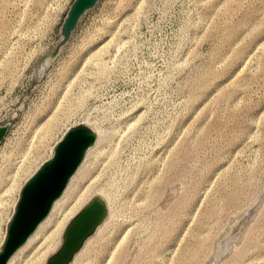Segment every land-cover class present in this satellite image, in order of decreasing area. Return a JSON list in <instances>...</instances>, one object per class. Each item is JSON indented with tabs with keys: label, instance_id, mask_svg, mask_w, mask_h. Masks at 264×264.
Returning a JSON list of instances; mask_svg holds the SVG:
<instances>
[{
	"label": "rangeland",
	"instance_id": "374dc122",
	"mask_svg": "<svg viewBox=\"0 0 264 264\" xmlns=\"http://www.w3.org/2000/svg\"><path fill=\"white\" fill-rule=\"evenodd\" d=\"M73 1L0 0V246L84 122L100 140L72 185L111 218L76 264H210L264 189V0H100L39 69ZM247 224L219 264H264V197Z\"/></svg>",
	"mask_w": 264,
	"mask_h": 264
},
{
	"label": "water",
	"instance_id": "95a60500",
	"mask_svg": "<svg viewBox=\"0 0 264 264\" xmlns=\"http://www.w3.org/2000/svg\"><path fill=\"white\" fill-rule=\"evenodd\" d=\"M100 0H74L61 27V39L55 49L38 63L42 69L52 61L69 41L82 16L94 8ZM10 124L0 125V144L9 131ZM96 131L87 124L71 127L57 144L54 154L30 177L21 191L16 212L12 218L7 237L0 248V264H8L10 258L35 232L48 216L55 201L62 195L67 184L83 162L88 149L96 142ZM264 197V189L258 201L244 215H253ZM107 201L101 196L93 197L68 223L60 247L46 264H70L86 240L95 233L108 215Z\"/></svg>",
	"mask_w": 264,
	"mask_h": 264
},
{
	"label": "bare ground",
	"instance_id": "6f19581e",
	"mask_svg": "<svg viewBox=\"0 0 264 264\" xmlns=\"http://www.w3.org/2000/svg\"><path fill=\"white\" fill-rule=\"evenodd\" d=\"M48 63H49V61H48ZM81 123H84V122H81ZM90 127H92V126H90ZM94 130L97 133V138H96V142H97V140L98 139L100 140V138H98L97 129H94ZM66 133H67V131H66ZM65 134H64V136H65ZM63 137H62V139H63ZM99 140H98V142H99ZM96 142L93 144V146H91L88 149L86 156L96 146ZM56 146H55V148H56ZM55 148H54V151H55ZM54 151H53V154H54ZM50 158H48V159H50ZM47 160H45L44 162H46ZM83 162H84V160H83ZM82 163L79 166V168L77 169L78 171L75 172V174L72 176L71 180L67 184L62 195L55 201L50 213L48 214V216H46V218L39 224V226L37 227L35 232L28 238V240L25 242V244H23L21 246V248H19V250L10 258L8 264H15L19 260V258L22 260L21 264H46L48 258L53 254L52 252L57 251L56 249L59 246L60 236L62 235L63 231H65V228H66L65 226L68 225V223L71 221V218L77 213V211H79L80 206H81V199H82L83 192L81 191V189L78 185H72V183H73L75 177L77 176L78 172L80 171V169L83 165ZM41 166H42V164H41ZM34 174L30 175L27 179L29 180L30 177H32ZM28 180H26V181H28ZM18 201H19V199H18ZM16 204L18 205V202H16ZM107 204H108V209H109L107 217L98 226L95 233L93 235H91L86 240L83 247L75 255L73 261L70 264H76L80 255H82V253L85 251L88 243L92 239H94L96 236H98L100 234V232L102 231V229L104 228V226L110 221V218H111L110 201H108ZM16 208H17V206H16ZM15 212H16V210H15ZM243 215H244V213H243ZM241 216H240V218H241ZM13 217H14V215H13ZM13 217H11V218H13ZM11 218H10V222L12 220ZM10 222H9V224H10ZM246 224H247V221H245L244 217H243L240 219L239 222H237L236 225H234L232 227L230 226L231 228H229L224 233L222 238L217 242L214 254H213L211 261H210V264H219L220 260L225 257L226 253H228L230 248L232 249L234 244L236 242H238V240L241 239L242 236L245 234L246 228L248 226V224L247 225ZM8 227H9V225H8ZM7 233H8V229H7L5 237H7ZM62 240H63V236H62ZM0 245H1V243H0ZM24 252H26V253L24 255H22Z\"/></svg>",
	"mask_w": 264,
	"mask_h": 264
}]
</instances>
